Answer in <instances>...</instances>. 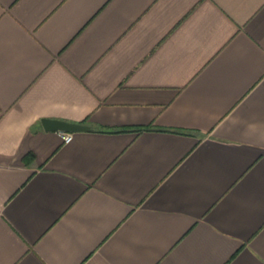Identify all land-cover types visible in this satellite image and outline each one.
Segmentation results:
<instances>
[{
    "label": "crops",
    "instance_id": "0c3cea01",
    "mask_svg": "<svg viewBox=\"0 0 264 264\" xmlns=\"http://www.w3.org/2000/svg\"><path fill=\"white\" fill-rule=\"evenodd\" d=\"M0 264H264V0H0Z\"/></svg>",
    "mask_w": 264,
    "mask_h": 264
},
{
    "label": "water",
    "instance_id": "95a60500",
    "mask_svg": "<svg viewBox=\"0 0 264 264\" xmlns=\"http://www.w3.org/2000/svg\"><path fill=\"white\" fill-rule=\"evenodd\" d=\"M42 122L46 130H56L62 132H78V131H86L91 129V126L87 124L70 122L61 119L44 118Z\"/></svg>",
    "mask_w": 264,
    "mask_h": 264
},
{
    "label": "built area",
    "instance_id": "2783aa9c",
    "mask_svg": "<svg viewBox=\"0 0 264 264\" xmlns=\"http://www.w3.org/2000/svg\"><path fill=\"white\" fill-rule=\"evenodd\" d=\"M63 138H64L65 142H70L73 138V133L63 132Z\"/></svg>",
    "mask_w": 264,
    "mask_h": 264
},
{
    "label": "trees",
    "instance_id": "16d2710c",
    "mask_svg": "<svg viewBox=\"0 0 264 264\" xmlns=\"http://www.w3.org/2000/svg\"><path fill=\"white\" fill-rule=\"evenodd\" d=\"M145 129L143 127H137V128H123L122 130H142Z\"/></svg>",
    "mask_w": 264,
    "mask_h": 264
}]
</instances>
